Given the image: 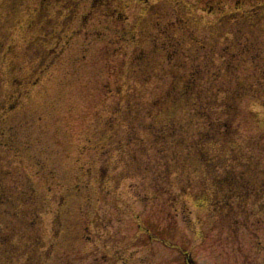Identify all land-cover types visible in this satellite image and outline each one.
Listing matches in <instances>:
<instances>
[{
	"label": "rangeland",
	"instance_id": "374dc122",
	"mask_svg": "<svg viewBox=\"0 0 264 264\" xmlns=\"http://www.w3.org/2000/svg\"><path fill=\"white\" fill-rule=\"evenodd\" d=\"M0 264H264V0H0Z\"/></svg>",
	"mask_w": 264,
	"mask_h": 264
},
{
	"label": "trees",
	"instance_id": "16d2710c",
	"mask_svg": "<svg viewBox=\"0 0 264 264\" xmlns=\"http://www.w3.org/2000/svg\"><path fill=\"white\" fill-rule=\"evenodd\" d=\"M167 45H168V43H167ZM187 85H188V86H187L186 89H187V90H188V89L191 90V88L193 87L192 84L188 83ZM211 90H212V89H211ZM208 101H211V104L214 103V102L212 101V99H210V98H208Z\"/></svg>",
	"mask_w": 264,
	"mask_h": 264
}]
</instances>
